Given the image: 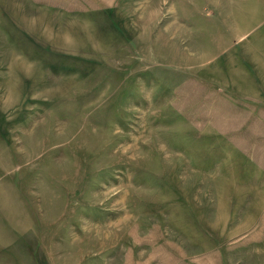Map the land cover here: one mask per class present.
<instances>
[{"label":"rangeland","instance_id":"1","mask_svg":"<svg viewBox=\"0 0 264 264\" xmlns=\"http://www.w3.org/2000/svg\"><path fill=\"white\" fill-rule=\"evenodd\" d=\"M264 0H0V264H264Z\"/></svg>","mask_w":264,"mask_h":264},{"label":"crops","instance_id":"2","mask_svg":"<svg viewBox=\"0 0 264 264\" xmlns=\"http://www.w3.org/2000/svg\"><path fill=\"white\" fill-rule=\"evenodd\" d=\"M263 44H260L258 47L253 46L254 50H264V47L262 46Z\"/></svg>","mask_w":264,"mask_h":264}]
</instances>
